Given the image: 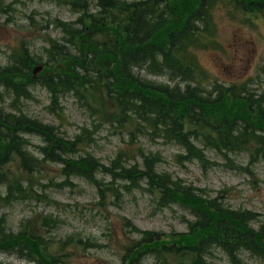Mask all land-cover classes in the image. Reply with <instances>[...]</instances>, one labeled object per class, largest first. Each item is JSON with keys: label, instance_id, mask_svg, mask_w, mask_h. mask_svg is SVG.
<instances>
[{"label": "rangeland", "instance_id": "374dc122", "mask_svg": "<svg viewBox=\"0 0 264 264\" xmlns=\"http://www.w3.org/2000/svg\"><path fill=\"white\" fill-rule=\"evenodd\" d=\"M240 1L247 7L257 6L256 2L249 4L245 0ZM222 2L223 0H208L205 16L208 24L205 35L211 37L206 42L208 45L213 44L212 37L216 33L220 47L215 51H198L197 56L201 64L220 81L240 83L251 79L248 83L250 91L260 93L264 90V17L252 19L251 16L255 14H250V11L249 15L236 12L232 15L233 9L238 10L241 5L232 2L225 5ZM1 3L6 10L0 11V67L7 63L10 52L22 43L33 56H37V59H46L43 49L46 46L44 35L48 34L62 43L66 37L64 30L69 25L57 26L58 20L76 19V14L66 5L68 0H2ZM216 5L217 10L214 13L213 8ZM229 9H231L230 14ZM213 19L216 31L212 30ZM49 44L52 45V42L49 41ZM73 45L71 40L64 47L71 50ZM219 50L225 52H218ZM159 67L163 68V66ZM164 69L168 70L167 67ZM171 75H152L145 69L138 70V76L142 79H150L162 83L163 86L168 82L170 86ZM30 90L34 95L33 99L20 100L13 105L11 96L7 94L15 92L11 85L5 84L3 88L0 87V114L22 110L28 116L51 125L55 135L57 133L69 139L74 134L80 133L81 127H87L92 132L90 144L86 149L106 166H109L111 161L114 164L126 166L136 164L143 167L142 164L146 166V163L142 161L141 151L145 154H159L160 159L156 163L158 173H170L174 177H179L186 183L202 189L200 193L204 196L215 197L217 194L221 197L225 196L221 202L226 208H240L258 213V220L252 223L254 228L264 221L263 159L258 160L248 172L244 170L249 160L248 153L232 155L235 166L231 167L222 156L207 151L211 164L208 169L203 170L197 161L177 162L175 155L183 150L175 144L164 143L160 137L155 138L152 133L148 134L146 128L137 131L138 133L131 137L129 135L131 125L111 126L99 118L101 114L95 111L96 104L93 109L89 108L73 91H65L57 85L56 90L65 92V94L59 92L56 97L61 107L62 117H59L52 110L47 109L50 99L46 90L39 85L31 86ZM213 93L211 92L210 95ZM260 101L251 100L250 107L243 117H264L260 112ZM237 107L230 105L228 110L236 113ZM26 137L29 141L27 147L30 150L28 156L35 159L40 149L43 150L46 145L44 137L38 132L29 133ZM3 147H10L6 145L5 139L0 143V150ZM118 154L121 155L122 160L113 161ZM7 163L3 167L5 173L0 172V177L4 179V183H0V192L4 191L5 195L4 188L7 183L11 187V194H16L20 177L24 180L23 184L31 182L39 196L21 199L11 195L13 198L10 202L7 201L9 204L0 203V228L6 227L4 236L0 237V247L7 244V236H14L17 237V241H13L12 246L16 248L18 244L24 254L29 253L26 250L28 241L35 240L26 224L31 221L29 225L34 224L41 228V219L48 217L54 221L42 228L43 237L48 241V249L53 256L58 257L57 251L63 254L61 261L64 264H120L122 261L120 256L124 250L122 246L130 241V238L138 236L132 231L134 227L164 233L185 232L186 220L193 218L187 209L175 204L159 207L156 197L145 189V184H143L144 190L134 189L131 193L124 192L118 200H113V195H107L101 202L95 187L88 181L73 178L77 186L61 185L64 178L59 173L60 164H47L44 172L31 179L20 173L18 168L20 164L17 165L15 160ZM96 176L99 179H112L109 174L102 172L97 173ZM35 179L40 183L35 182ZM51 181L57 185L51 184ZM42 194H45L46 198H43ZM124 219L129 220L130 225H125ZM191 228L188 231H201L196 226ZM69 237L74 240L89 239L97 245L85 249L66 245L63 250H59L63 246V241H67ZM242 258L244 264H264V257L244 253ZM137 261L142 264H158L154 258L146 255L139 256ZM212 263L228 264V260L224 253L215 250L212 254ZM0 264L35 263L17 254L0 253Z\"/></svg>", "mask_w": 264, "mask_h": 264}, {"label": "trees", "instance_id": "16d2710c", "mask_svg": "<svg viewBox=\"0 0 264 264\" xmlns=\"http://www.w3.org/2000/svg\"><path fill=\"white\" fill-rule=\"evenodd\" d=\"M252 1V0H245ZM262 4L260 10H264V0H254ZM106 8L100 18L93 20H100L97 28L104 26L111 28L110 31L93 30L92 35H85L83 29L86 25L87 19L78 18V27H70L66 31L68 41L73 42L74 46L78 48V57L82 53L88 58L87 64L97 73V79L93 83L92 88H96L99 97H112L116 100H125L128 102L132 100L137 104L136 106H128L129 110L134 116L140 117L143 121H150L153 124H159L162 127L164 136L170 140L177 141L183 144L189 136L188 131L184 129V118L197 117L196 124L200 129L209 128L211 132L218 133L217 141L225 148H238L242 143L237 141L230 130L235 129L238 123L237 117L246 115L249 107L251 96L240 97V86L231 85L227 89H220L219 96L214 102L206 105L199 99H195L196 95L187 87L183 92L178 88L167 89L165 86L159 84L155 85L151 82L144 81L135 76L134 70L145 68L147 70L156 72L157 75L166 74L165 67H174L178 72V76L188 75L193 70L196 72L197 65L195 59L189 52V47L194 45H201L205 42L201 40L196 44L190 42L192 37L193 24L196 20H202L201 16L207 7V0H140L123 4L122 6L114 0H99ZM163 2V5H162ZM115 9V11H107L108 7ZM255 10V9H251ZM120 20H116V19ZM101 19L109 20L101 21ZM101 34L102 40H97L96 36ZM182 43L185 45L182 46ZM168 47L167 50L165 47ZM162 48H164L162 50ZM152 53H154L152 55ZM28 54L24 51L20 56V61L17 66L6 68L4 77L6 85H11L12 90L21 93V82L13 83V78L28 79L29 75L26 72H21L23 61L28 62ZM192 61V64L185 67L184 64ZM80 61V60H79ZM78 61V62H79ZM100 62V63H99ZM163 63V64H162ZM166 64V65H165ZM189 64V63H188ZM163 66L160 68L159 66ZM159 67V69H157ZM182 67H185L183 70ZM164 70V71H163ZM164 72V73H163ZM65 80L70 82L68 88H71L78 79L72 78L71 74L65 76ZM89 83L88 86H91ZM67 87L66 83H63ZM23 92V91H22ZM69 92V90H68ZM131 94H127L130 93ZM187 94V95H186ZM250 98V99H249ZM208 98H206L207 100ZM118 100V101H119ZM241 100V101H239ZM132 101V102H133ZM239 101V102H236ZM131 102V103H132ZM236 102V103H235ZM235 103V104H234ZM238 106L236 113H231L228 110L230 105ZM199 110H196V107ZM215 110V111H214ZM214 111V112H212ZM217 114L214 117L218 120L219 125L217 129L212 128L208 123H205L204 118L211 117L212 114ZM0 127L10 132L25 128H31L37 125L35 122L25 120L23 118H15L11 114H0ZM121 117H128L126 112ZM236 120L234 121V119ZM230 121H234L230 125ZM248 123V120H244ZM31 130V129H30ZM222 130V132H221ZM220 131V132H219ZM46 134H48L46 132ZM3 136L0 134V137ZM15 138L16 135L14 136ZM50 138V137H49ZM61 142V141H56ZM59 149L52 150L43 149V155H50V161L61 160L68 166H72L79 171H84V167H96L97 163L92 157H87L83 160H75L73 155V143L63 141L59 143ZM11 148H3L0 151V159L8 161L9 156L13 154ZM61 152L68 151V158H61ZM21 159V164L24 170L33 171L38 167V159H32L25 151L15 152ZM70 163V164H69ZM90 174V178H94ZM17 184H20L19 182ZM209 206L214 205L213 202H208ZM204 208L203 214L205 217L201 218L200 225L205 228L206 234L209 235L210 240H216L223 243V246L232 244L248 243L251 248L264 249V242L259 234H254L248 228V220L250 214L245 212L225 213L226 218H216L214 211ZM0 237L4 236L6 227L0 228ZM264 232V227L262 228ZM140 243L139 246L129 250L126 264H132L135 261L136 254L139 251H146L147 248H152L155 252L159 248V239H149ZM11 244V243H10ZM6 248L14 252L23 253L21 247L16 244V248L8 245ZM26 250L33 256L38 257L41 264H56L55 261L48 263L46 261L48 254L41 246L39 239L35 238L34 242L28 241ZM232 250V248H230Z\"/></svg>", "mask_w": 264, "mask_h": 264}, {"label": "bare ground", "instance_id": "6f19581e", "mask_svg": "<svg viewBox=\"0 0 264 264\" xmlns=\"http://www.w3.org/2000/svg\"><path fill=\"white\" fill-rule=\"evenodd\" d=\"M253 256V255H252Z\"/></svg>", "mask_w": 264, "mask_h": 264}]
</instances>
